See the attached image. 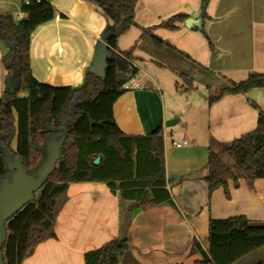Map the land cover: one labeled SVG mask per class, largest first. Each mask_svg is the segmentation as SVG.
Masks as SVG:
<instances>
[{"label": "crops", "instance_id": "0c3cea01", "mask_svg": "<svg viewBox=\"0 0 264 264\" xmlns=\"http://www.w3.org/2000/svg\"><path fill=\"white\" fill-rule=\"evenodd\" d=\"M203 1L139 0L134 14L136 24L118 36V49L131 54V65L137 73L129 82L132 90L113 105L114 121L127 136H149L161 128L164 177L172 207L136 209L131 212L129 225L123 228L122 215L129 203L121 202L102 183L71 184L55 219L56 239L36 246L22 264H84V254L119 237L127 238L129 255L118 264H194L202 256L193 243L205 253L209 250L211 220L246 217L255 225H264L263 179L252 184L238 179L236 188L229 181V197L221 188L209 194L205 181L210 144L215 141L225 145L255 130L256 108L264 112V88L240 95L225 94L211 105L207 102L211 93L206 89L185 108L186 123L176 130L182 113L167 109L158 82L142 65L174 72L156 54L169 61L171 53L204 76L220 81L223 88L241 83L250 73L264 75V0H207L202 11ZM20 5L21 0H0V14L9 13L21 20L24 16ZM51 5L56 11L54 20L33 32L41 30L40 53L33 59L30 43L32 75L36 80H50L54 71L55 84L67 81L78 87L107 20L88 0H53ZM177 14L201 20L206 35L180 24L175 31H151L166 47L157 49L144 40L133 43L132 49L121 48L120 40L132 29L134 38L141 37L145 30ZM45 25L50 26L42 29ZM184 89L181 87L179 93ZM4 92L0 81V97ZM170 120H177L176 124L166 128L165 122ZM174 142L187 144L177 148ZM212 148L217 150L218 146ZM236 264H264V246Z\"/></svg>", "mask_w": 264, "mask_h": 264}, {"label": "trees", "instance_id": "16d2710c", "mask_svg": "<svg viewBox=\"0 0 264 264\" xmlns=\"http://www.w3.org/2000/svg\"><path fill=\"white\" fill-rule=\"evenodd\" d=\"M53 0H21L16 20L0 14L1 66L15 93L0 97V185L10 178L7 160L19 159L29 176H34L44 159L48 141L64 138L53 173L34 200L15 214L5 225L6 241L2 248L4 264H22L36 246L56 239L55 219L71 184H105L113 196L130 206L122 215V227L130 223L131 212L145 207H172L166 190L161 128L149 136H127L116 125L113 105L127 91L123 86L137 73L131 54L118 49V36L135 25L139 0H88L107 20L104 43L110 57L105 76L89 71L78 87H52L36 80L30 66L31 35L41 25L54 20ZM207 3L204 0L202 11ZM189 16H170L157 27L142 33L155 48L166 47L151 34L154 28L175 31ZM206 35L200 29H195ZM207 37V36H206ZM208 39V38H207ZM210 48L211 44L209 42ZM159 68H162L158 65ZM187 90H193L190 77L177 74ZM264 88V75L250 73L244 81L222 88L207 98L209 105L225 94L240 95ZM25 93V97H18ZM256 128L228 144L212 141L207 153L206 184L210 194L223 189L229 197L228 182L238 186V179L249 184L264 180V112L256 108ZM218 146L231 159L237 172L222 161L212 146ZM98 159V164L94 160ZM264 225H255L246 217L226 221L211 220L208 225V252L197 243L193 248L202 260L194 264H236L250 253L263 248ZM129 255V242L119 237L101 248L84 254V264H118Z\"/></svg>", "mask_w": 264, "mask_h": 264}, {"label": "water", "instance_id": "95a60500", "mask_svg": "<svg viewBox=\"0 0 264 264\" xmlns=\"http://www.w3.org/2000/svg\"><path fill=\"white\" fill-rule=\"evenodd\" d=\"M185 29H200L201 20H195L188 17L184 21ZM104 32L101 33V40L97 43L93 57L87 67V71L95 76L104 78L107 59L110 53L107 52V46L104 43ZM5 91L15 93L10 80H5ZM177 120L165 122L166 128H171ZM64 138L59 140H50L47 142L44 150V159L37 167L34 176L26 174L22 168L21 162L17 160H7L8 169L11 172L10 178L0 185V264H4L2 248L6 241V223L17 214L22 208L34 200L35 194L43 187L48 177L53 173L55 164L60 156V149ZM98 159L94 164H98Z\"/></svg>", "mask_w": 264, "mask_h": 264}, {"label": "rangeland", "instance_id": "374dc122", "mask_svg": "<svg viewBox=\"0 0 264 264\" xmlns=\"http://www.w3.org/2000/svg\"><path fill=\"white\" fill-rule=\"evenodd\" d=\"M135 24H136V22H135ZM48 26H50V25H45V27L42 26L41 28L42 29L43 28H49ZM103 31H104V29L100 33H102ZM134 36H135V29L134 30L132 29V31L128 35H126L125 37H123L120 40L121 41V44H120L121 48L132 49V48H134L133 43H134V45H136V43L142 42V40H140V37L134 38ZM139 36H140V34H139ZM40 41H41V30H38L35 33H33L31 36V58L32 59L39 56L40 49L38 47H40L39 46ZM148 43H150V42L148 41ZM156 54L159 57V61L165 62V66H168V67L170 66L171 69H174V72L171 70H160L152 64L149 65L147 63H144L142 65H143L144 69L148 71L149 76L153 77L154 80H156L158 82V86L161 88V90L163 91V93L165 95L164 100H165V105H166L167 109L168 110H170V109L175 110L176 109L178 111V113H182L180 124H176V126H175L176 130H181L184 127L183 126L184 122L186 123L185 108L188 106V104H190L191 101H193L195 99L196 100L199 99V96L201 95L202 91L204 92V90L208 89L209 93L216 95V94H218L219 89H222L223 86H221L220 81L215 80L213 78H210L207 75L204 76L203 75L204 73H201L200 71H197L196 69L188 66L186 63H184L185 61L183 62L182 59H179V57H177L175 55L172 56L171 53L169 54V56H170L169 61H167V58H165V60H166L165 61L164 57L160 56L161 54L159 55L158 52H156ZM2 55H3V50L0 47V81H1V85L4 86V90H5L6 72L4 71V69L1 66ZM86 71H87V68H86ZM177 74H183V75H186V76L190 77L191 79H193V82H194L193 87L195 86V90H197V92L195 90L194 91H191L189 89L187 90V88L184 86V83L179 79ZM55 75H56V73L53 71L52 78L50 80H44V79L39 78L38 81L41 83L50 85L52 87H73L72 82H67V81H65V83L63 85L55 84V82L53 81V78ZM2 76H4V81L1 80ZM83 76H82V78H83ZM176 85H178V88ZM181 87H184L185 91L179 93V90L181 89ZM215 151L218 152L222 161L224 163H226L227 166H229V168L233 172H237V170L234 167L231 159L228 158L226 154H223L219 147L217 150L215 149ZM253 262L256 263L254 261V259H253Z\"/></svg>", "mask_w": 264, "mask_h": 264}, {"label": "built area", "instance_id": "2783aa9c", "mask_svg": "<svg viewBox=\"0 0 264 264\" xmlns=\"http://www.w3.org/2000/svg\"><path fill=\"white\" fill-rule=\"evenodd\" d=\"M130 82V81H129ZM126 83L124 86H123V88L125 89V91H129V90H132V88H131V86L129 85L130 83ZM177 148H180L181 146H183V145H186L187 143L186 142H183V143H176V142H174L173 143Z\"/></svg>", "mask_w": 264, "mask_h": 264}]
</instances>
